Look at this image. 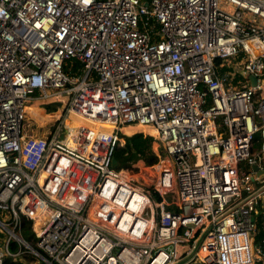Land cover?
Here are the masks:
<instances>
[{"label":"built area","instance_id":"built-area-1","mask_svg":"<svg viewBox=\"0 0 264 264\" xmlns=\"http://www.w3.org/2000/svg\"><path fill=\"white\" fill-rule=\"evenodd\" d=\"M259 224L264 0H0V264H264Z\"/></svg>","mask_w":264,"mask_h":264},{"label":"trees","instance_id":"trees-1","mask_svg":"<svg viewBox=\"0 0 264 264\" xmlns=\"http://www.w3.org/2000/svg\"><path fill=\"white\" fill-rule=\"evenodd\" d=\"M30 115L33 119H37L41 124H45L47 121H49L51 119V115L45 114V112L42 109H37L34 108L32 110H30ZM57 115V113L54 114V116ZM77 115V114H75ZM79 115V114H78ZM81 118V117H80ZM93 121H90L92 124H96L99 121H96L95 119H92ZM101 122V121H100ZM99 122V123H100ZM29 123H33L32 121H30ZM129 141H131V145L133 147V149L139 153V158L143 157L145 158L146 162L148 164H153L154 162H156L157 158L156 156L152 153H147L149 151H151L150 149L152 148V139L149 137L144 136L141 133H134L131 136H127ZM256 138H258V136H256ZM142 139H147L149 140V145L145 146V141H142ZM119 150L120 153H122V155L120 156V158H116L117 162H118V168H125L127 166H129L132 162H135L136 160L130 161L132 159L129 158L130 155V151L128 149H126L124 147V137L123 140L121 141V144L116 148ZM260 228H259V232H258V237L259 239L264 237V231H263V227L261 224H259ZM16 262L12 261L9 257H7L5 259V264H15Z\"/></svg>","mask_w":264,"mask_h":264},{"label":"rangeland","instance_id":"rangeland-1","mask_svg":"<svg viewBox=\"0 0 264 264\" xmlns=\"http://www.w3.org/2000/svg\"><path fill=\"white\" fill-rule=\"evenodd\" d=\"M26 105H27V107L29 108V109H27V111H26V117L28 118V120H27V121H28V123H27L28 130H29V132H30L31 134L40 135V133L44 131V128L42 127V125L38 124L37 121H34V120L30 119V118H31V115H29V110H32V109L36 108V107H35V103L31 102V103L26 104ZM40 108H44L47 112H50V111H53L54 109H56L57 107L48 106V107H40ZM37 109H38V108H37ZM75 114H77V113H75L74 111H72V112L69 114V116H68V117H70V118L73 120V122H74L75 124L78 125V124L84 123V124H86V125H89V126H91V127H94V124H92V123L89 122L88 120H84V119L80 118L78 114H77V115H75ZM30 121H32L33 123H32V124L29 123ZM95 125L101 127L102 129H107V128L110 126L109 124H107V123H102V122H100V123L98 122V123H96ZM108 129H109V128H108ZM125 130H127V132H128V133L130 132V134H131V133L134 132L136 129L134 128V126H133V124H132V125H127V126H125ZM142 141H145V142H144V143H145V146H148V145H149V140H147V139H142ZM152 149H153V148H152ZM153 151H154V150H153ZM147 153H152V150L149 151V152H147ZM121 155H122V153H120L118 149H115V150H114V157H115V158H120ZM130 161H133V160H130ZM29 235H30V231H29V230H24V231H23V236H24V237L27 238Z\"/></svg>","mask_w":264,"mask_h":264},{"label":"water","instance_id":"water-1","mask_svg":"<svg viewBox=\"0 0 264 264\" xmlns=\"http://www.w3.org/2000/svg\"><path fill=\"white\" fill-rule=\"evenodd\" d=\"M251 77V81L252 83L255 82V77L254 76H250ZM48 106H56V107H59L61 109V111L63 112L64 111V106L61 104L60 101H56V102H50V103H44L41 105V107H48ZM133 135V134H132ZM131 136V135H130ZM124 147L126 149H128L130 151V155H129V158L132 159V160H136L139 158V153H137L132 145H131V141H129L128 137L127 136H124ZM150 150L153 151V149L151 148ZM112 163L113 165H116L117 164V160L116 158L114 157L113 160H112ZM254 169L256 168L255 166L253 167Z\"/></svg>","mask_w":264,"mask_h":264},{"label":"bare ground","instance_id":"bare-ground-1","mask_svg":"<svg viewBox=\"0 0 264 264\" xmlns=\"http://www.w3.org/2000/svg\"><path fill=\"white\" fill-rule=\"evenodd\" d=\"M127 131V130H126Z\"/></svg>","mask_w":264,"mask_h":264}]
</instances>
